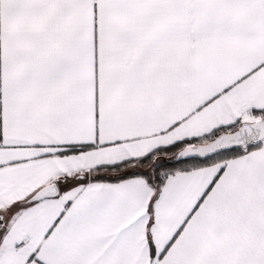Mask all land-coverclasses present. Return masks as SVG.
Masks as SVG:
<instances>
[{
  "label": "snow or ice",
  "instance_id": "snow-or-ice-1",
  "mask_svg": "<svg viewBox=\"0 0 264 264\" xmlns=\"http://www.w3.org/2000/svg\"><path fill=\"white\" fill-rule=\"evenodd\" d=\"M0 264H264V0H0Z\"/></svg>",
  "mask_w": 264,
  "mask_h": 264
}]
</instances>
